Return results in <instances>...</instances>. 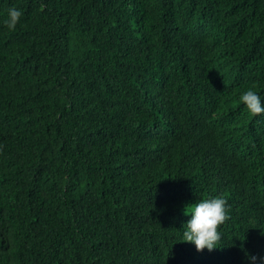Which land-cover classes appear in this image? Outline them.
Listing matches in <instances>:
<instances>
[{"label": "trees", "instance_id": "1", "mask_svg": "<svg viewBox=\"0 0 264 264\" xmlns=\"http://www.w3.org/2000/svg\"><path fill=\"white\" fill-rule=\"evenodd\" d=\"M249 89L264 106V0H0V264L264 257ZM217 197L198 252L186 214Z\"/></svg>", "mask_w": 264, "mask_h": 264}, {"label": "clouds", "instance_id": "2", "mask_svg": "<svg viewBox=\"0 0 264 264\" xmlns=\"http://www.w3.org/2000/svg\"><path fill=\"white\" fill-rule=\"evenodd\" d=\"M21 15V11L16 8L8 10V19L5 21V25L9 30L15 29ZM240 99L252 115L264 113L261 98L253 90L249 89L243 93ZM226 204L227 201L220 197L201 200L196 203L191 208L190 214L185 213L190 215L191 219L184 224L186 230L183 232L182 242L194 244L198 252L204 249L211 252L217 248L216 245L222 238L217 229L229 219L226 213ZM247 258L252 264H257V261L264 264V257L249 255Z\"/></svg>", "mask_w": 264, "mask_h": 264}]
</instances>
